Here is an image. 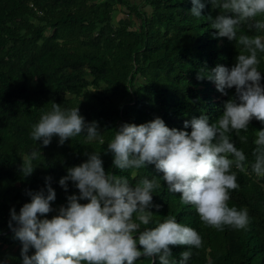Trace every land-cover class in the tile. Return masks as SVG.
<instances>
[{
  "label": "trees",
  "instance_id": "obj_1",
  "mask_svg": "<svg viewBox=\"0 0 264 264\" xmlns=\"http://www.w3.org/2000/svg\"><path fill=\"white\" fill-rule=\"evenodd\" d=\"M202 2L204 16L221 11ZM192 7L190 0H0V245L22 248L8 227L10 210L15 207L19 213L30 202L27 192L45 188L46 177L53 178L57 193L54 209L78 193L71 182L65 192L59 180L69 167L87 160L86 151L100 152L106 172L129 175L133 184L162 177L154 165L136 170L135 179L113 168L112 153L104 151L123 123L139 125L160 117L168 127L190 132L184 129L185 120L206 114L214 122L222 115L235 89L225 96L214 82L197 75L217 64L230 68L238 51L234 41L214 38L206 17L192 16ZM117 14L122 18L114 22ZM241 31L251 34L246 26ZM260 58L264 73V54ZM52 102L79 107L87 122H99L104 143H89L81 134L60 146L59 137H53L33 161L34 173L24 178L19 171L22 157L42 144L31 139L32 125ZM261 129L264 124L253 119L248 132L241 133L248 137L244 144L233 133L248 166L246 173L233 169L240 187L230 192L229 206L247 208L246 228L225 226L219 231L205 225L195 208L183 205L180 194L169 192L162 179L149 209L152 221L141 228L155 227L171 214L195 229L202 246L190 249L186 264H264V177L251 169L255 131ZM170 247L176 261L189 250ZM151 262L141 258L135 264ZM0 264L7 263L0 258ZM12 264H23L22 257Z\"/></svg>",
  "mask_w": 264,
  "mask_h": 264
},
{
  "label": "clouds",
  "instance_id": "obj_2",
  "mask_svg": "<svg viewBox=\"0 0 264 264\" xmlns=\"http://www.w3.org/2000/svg\"><path fill=\"white\" fill-rule=\"evenodd\" d=\"M196 18L206 17L214 38L234 41L238 55L229 68L217 64L211 70L201 69L197 79H209L216 89L235 96L223 105V112L214 122L206 114L185 120L184 129L170 128L156 117L139 125L123 123L115 129L104 153L113 155V168L130 172L154 165L162 177H145L134 184L129 175L106 172L101 153L85 152L87 160L69 167L59 185L68 191L71 182L78 193L67 196V203L53 208L57 193L52 177L45 178V188L28 191L30 202L17 213L10 210L8 227L21 245L23 264H135L150 258L151 264H186L191 248L202 246V237L193 228L167 215L155 227H144L152 221L153 193L162 179L169 192L180 194L183 205H192L200 220L223 231L225 226L244 229L249 224L247 208L229 206L230 192L238 189L237 171H247V157L236 146L247 142L253 119L264 124V73L260 71L264 54V0H207L221 9L216 16L202 15L205 2L190 0ZM247 27L248 33L241 31ZM83 134L87 142L104 143L99 122H87L79 107L65 108L52 102L32 125L30 137L42 141L22 157L20 173L30 177L37 166L33 161L42 155V148L59 137V145ZM252 150V171L264 177V129L255 131ZM81 201H86L81 203ZM155 207L159 208V205ZM55 212L49 218V214ZM137 234H139L137 236ZM170 246H187L189 250L174 260ZM34 249L33 254H29Z\"/></svg>",
  "mask_w": 264,
  "mask_h": 264
},
{
  "label": "rangeland",
  "instance_id": "obj_3",
  "mask_svg": "<svg viewBox=\"0 0 264 264\" xmlns=\"http://www.w3.org/2000/svg\"><path fill=\"white\" fill-rule=\"evenodd\" d=\"M122 16L120 14L116 15L114 22H117ZM122 21H119L118 24H121ZM21 256L20 248H7L0 245V258L4 259L7 264H12L13 259Z\"/></svg>",
  "mask_w": 264,
  "mask_h": 264
}]
</instances>
